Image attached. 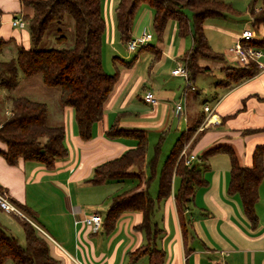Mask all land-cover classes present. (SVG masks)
I'll list each match as a JSON object with an SVG mask.
<instances>
[{"label": "crops", "instance_id": "1", "mask_svg": "<svg viewBox=\"0 0 264 264\" xmlns=\"http://www.w3.org/2000/svg\"><path fill=\"white\" fill-rule=\"evenodd\" d=\"M118 1L106 0L104 3L111 16L112 13L115 15ZM223 1L228 3V9L222 16L208 18L204 24V34L211 49L221 54L222 59H198V64L206 70L190 79L195 86L194 90L185 84L178 92L165 81L161 83L157 80V75L164 66L176 65L171 66L172 71L183 65V56L192 47V36L180 35L177 21H168L162 38L157 39V44H152L153 51L146 46L138 48L136 51L139 52L132 59L121 56L112 34L113 42L109 48L112 71L108 70L104 61L103 44L102 62L108 73H117V80L104 103L102 119L92 125L91 138L82 140L79 137L73 108L61 107L59 104L56 115L62 119L65 127L64 141L68 148L65 159L58 160L50 170L42 163L22 158L17 164L10 165L0 155V187L9 199L25 205L29 215L34 217L22 212L17 214L0 210V224L10 234L15 236L16 233L17 239L20 235L24 239L22 220H27L36 228H43L49 236L48 248L56 264H149L147 253L134 259L129 256L131 251L147 243L146 233L136 228L142 220V214L127 210L121 213L114 225H105L103 220L112 196H108L104 200L107 203L103 205L102 201L85 200L80 188L88 184L102 186L112 181L93 184L88 180L96 165L116 158L136 145V139L131 136L110 139L105 135L116 120L123 128L143 129L147 139L150 133L159 135L152 146L151 157L155 144L161 140L156 178L151 182L150 188L155 181L157 183L158 173L164 162L160 165L167 132L172 131L177 139L183 131L200 120L183 150L184 153L195 155L192 164L201 170L204 183L195 187L193 200L179 214L173 196L179 185V178L173 177L171 194L156 204L152 216V222L158 230L154 246L163 251L164 264H212L214 261L224 264H264V178L258 185V197L254 206L257 222L252 225L244 214L239 195L227 191L231 167L228 155L218 152L205 161L199 159V155L209 148L229 146L239 163L249 166L254 149L257 146L264 147V130H255L264 126V102L257 97L264 93V67H260L253 77L230 87L219 84L225 78L222 71L224 68L242 67L229 50L239 39L241 32L250 28L258 36L255 40H263L264 25L259 24L257 28L252 25V0ZM260 6L261 2L258 1L256 8ZM0 10V54L9 55L10 59L15 56L18 46H30V35L25 30V17L31 16L33 10L22 5L20 0H0ZM185 12L190 16L188 10ZM226 14H230L231 21ZM152 16L153 12L149 7L138 6L130 36L138 35L143 30H151ZM13 17H21L25 26H13ZM222 18H225V24L221 21ZM105 23L107 25L106 19ZM117 32L121 41L118 29ZM257 48L261 51L260 62L264 65V47ZM207 79L211 80V92L206 87L202 89L196 85L197 80L206 83ZM146 91H152L156 95V104L144 101ZM206 93L210 94L211 100L201 98ZM5 99L7 100V95ZM52 99L55 102V96ZM177 103L183 105L179 115L175 113ZM205 105H208V111L204 110ZM9 111L10 108H7L5 114ZM5 148V144L0 141V149ZM145 169L146 172L141 171L140 166H135L131 170L146 179L149 171L146 166ZM120 182L122 192L136 184L137 179L130 176ZM155 195L156 192L152 196ZM94 212L99 213L102 218L101 228L97 232L81 221L84 215ZM9 215L12 216L9 220H14L20 229L9 223L5 217Z\"/></svg>", "mask_w": 264, "mask_h": 264}, {"label": "trees", "instance_id": "2", "mask_svg": "<svg viewBox=\"0 0 264 264\" xmlns=\"http://www.w3.org/2000/svg\"><path fill=\"white\" fill-rule=\"evenodd\" d=\"M258 1L261 6L256 8ZM20 3L33 10L31 16L25 17L29 26L30 46H20L14 57L0 61V86L8 92L15 89L19 83L20 71L28 78L40 75L46 87L59 90L58 100L61 107L73 108L79 137L82 140L90 139L92 125L102 119L104 103L117 80V73H108L103 67L102 44L106 23L101 10V0H20ZM140 5L152 10L151 30L157 39L162 38L171 19L177 21L180 35L192 36V47L183 56V65L188 71L189 79L206 70L198 64L199 58L222 59L221 54L211 49L204 34V24L208 18L223 15L228 9V3L225 1L119 0L115 17L123 43L131 37L135 11ZM186 10L190 12V16L186 14ZM250 14L253 27L264 25V0H252ZM1 16L0 10V20ZM65 17L73 20L74 40L71 46L38 48L46 30L52 24L56 27L54 42L57 45L66 43L67 37L63 34ZM243 44L262 48L264 39H252ZM146 48L154 50L150 43ZM259 70L260 67L252 60L242 67H226L222 70L225 78L219 84L230 87L253 77ZM257 97L264 102V93ZM7 101L10 103V111L0 120V141L6 148L0 149V155L10 165L17 164L22 158L53 169L58 160L65 159L68 155L64 141V125L49 124V111L45 102L24 95H7ZM200 122L197 121L183 131L171 146L158 173L155 197L151 195L149 188L156 178L161 140L155 144L153 156L145 163L149 175L143 179L138 172L131 169L141 165L144 160L148 144L145 131L123 128L117 120L106 130L105 135L110 139L119 136H131L136 139L134 147L116 158L96 165L88 180L93 184H101L130 176L137 179L136 184L111 197L103 220L105 225H114L124 211H139L142 214V220L136 228L146 233L147 243L131 251V259L147 253L149 264H164L163 251L154 246L158 230L152 222V216L156 204L171 194L174 176L179 178V185L173 192L179 214L193 200L195 187L204 183L201 170L192 162L186 164L191 153L182 152L184 144L193 136ZM255 130H264V126ZM218 152L226 153L230 159L227 191L239 195L244 214L252 225H255L257 216L254 206L258 197V185L264 178V147L257 146L254 149L249 166L240 164L229 146L209 148L199 155V159L205 161ZM0 191L4 192L1 187ZM10 201L28 212L25 205L13 199ZM21 224L24 233L23 245L0 224V264L8 261L13 264H56L49 252L46 236L27 220H22Z\"/></svg>", "mask_w": 264, "mask_h": 264}, {"label": "rangeland", "instance_id": "3", "mask_svg": "<svg viewBox=\"0 0 264 264\" xmlns=\"http://www.w3.org/2000/svg\"><path fill=\"white\" fill-rule=\"evenodd\" d=\"M105 2H106V0H102V5H101L102 14L105 17L106 22H107L106 31H105V34L103 36V57L105 59L104 61H106V66H107L108 70L112 71L111 56L109 55L110 43L113 42L112 37H111L112 34H113V38L115 39L120 52L122 53L121 56H127V57H129V59L130 58L132 59L138 50L137 51L136 50L128 51L126 49V47L123 45V43L119 40L118 32L116 29L115 15L113 13H112V16L110 15V10H109V8L106 9L105 4H104ZM107 2H109V0H107ZM226 15L228 17V20L231 21L230 20L231 18H229V17H231L230 14H226ZM221 21H223V23L225 24L226 20H225V18H222ZM55 28H56L55 24H52L48 27L42 41L38 45V48L43 49V48H48V47H69V46H71V44L73 43V40H74L72 18L65 17V19H64L63 34H65V36L67 37V41L65 44L57 45L54 42L53 36L55 34ZM25 30L29 33V26L28 25L25 26ZM149 31L153 34L152 30H149ZM257 38H258V36H255V34H254L253 40H255ZM157 42H158L157 37L155 35H152V38L150 40V44L155 45V44H157ZM19 47L20 46H18L17 48H19ZM143 55H144V52H142L141 56L143 57ZM8 56L9 55H3V53L0 54V61L8 60V58H9ZM260 60L262 61V59H260ZM171 66H176V65H170V67L164 66V68L159 71V74L157 75V80L160 81L161 83H163V81H165L164 83H167L173 90H176L179 92V91H181L182 87H184V85H185V79L179 75H177V76L172 75L171 71H170ZM140 75H142L141 72H140ZM209 82H211V80L207 79L206 83L205 82L203 83L202 81L197 80L196 85L202 89H204V87H206L207 90L209 89L208 92H211L212 85H210ZM190 91L191 90H189V93H190ZM4 92L6 93V95H10L11 97H17V96L24 95V96H27L31 99L45 102L48 106V111H49V117H48L49 124L50 125L62 124V119H59V117L56 115L57 105L59 106V102H58L59 90L56 88L46 87L43 84L40 75H36L32 78H28V77L24 76V74H22V72L20 71L19 72V83L15 89L8 92L7 90L3 89L0 86V120L6 116L5 110L7 108L8 109L10 108V103H8V101L5 99L6 95L5 96L3 95ZM209 95H210L209 93L203 94L201 96V98L203 100L204 99L205 100H211V96H209ZM54 96H55V102L52 101L53 100L52 98ZM173 134L174 133H172V131L167 132V136L165 137V141L163 143V152L161 153V156H160V165L165 160L171 146L173 145V143L176 140V137H175L176 134L175 135H173ZM158 136L159 135H156L154 133H150L148 136V145L146 148L144 160L142 161L141 165H139L141 171L146 172L144 163L151 157L152 146L157 141ZM120 181L121 180H112V181H110L107 184H104L102 186H92V185L88 184L84 187H81L80 191H81V194L85 197V200L102 201L103 205H104L107 203L104 200L108 196H113L117 192L121 191L123 186L121 187L122 182H120ZM156 185H157V183L155 181L150 188V193L152 195H154V193L156 192ZM18 210L20 212L26 214L27 216L34 218L32 215H29L28 212H25L20 208H18ZM3 213H7V212L3 211ZM5 217L8 218V221L10 224H12V225L14 224L20 229V226H18V224H16L14 222V220H9L10 219L9 217H12V216L9 215V216H5ZM154 220H156V217L154 218ZM40 229L43 232V234L46 236V238H49L48 234L44 231V229L43 228H40ZM14 234H15V236H17L16 233H14ZM18 239L17 240L19 241V243L23 245L24 244L23 236L20 235ZM7 264H13V263L11 261H8Z\"/></svg>", "mask_w": 264, "mask_h": 264}, {"label": "built area", "instance_id": "4", "mask_svg": "<svg viewBox=\"0 0 264 264\" xmlns=\"http://www.w3.org/2000/svg\"><path fill=\"white\" fill-rule=\"evenodd\" d=\"M11 24L17 27H24L25 22L21 17H13ZM254 31L250 28H245L239 37V39L235 42V44L229 49L231 53H233L239 63L243 66L247 64L249 61H255L259 67H264L260 62L261 51L257 47L244 45V42L250 41L253 39ZM152 38V33L149 30H143L140 34L132 36L125 43V47L128 51H133L138 48L146 46ZM173 75L182 76L185 79V84L188 88L194 90L195 86L191 83V80L188 77V71L184 67V65H179L172 71ZM143 99L146 103L156 104L158 99L156 95L152 91H146L144 93ZM183 109L182 103H177L175 106V113L179 115ZM204 110L208 111V105L204 106ZM9 112H7L8 114ZM184 152V150H183ZM195 159V155L190 154L188 159L186 160V164H190L192 160ZM0 208L7 212L20 214L21 212L18 208L10 201L9 196L5 192L0 191ZM81 221L89 226L92 231L97 232L101 228L102 218L101 215L97 212H94L90 215H84L81 218ZM42 234L43 232L37 228ZM212 264H224L221 261H214Z\"/></svg>", "mask_w": 264, "mask_h": 264}]
</instances>
